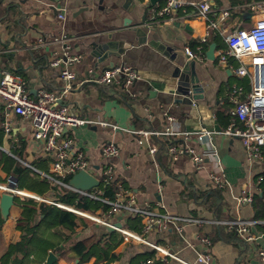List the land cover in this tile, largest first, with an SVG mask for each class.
Returning <instances> with one entry per match:
<instances>
[{
    "label": "crops",
    "instance_id": "crops-1",
    "mask_svg": "<svg viewBox=\"0 0 264 264\" xmlns=\"http://www.w3.org/2000/svg\"><path fill=\"white\" fill-rule=\"evenodd\" d=\"M193 1L209 2L211 11L206 18L198 16L197 10L187 5L172 17L154 22L151 10L158 4L163 5L162 0L154 4L152 0H2L12 16L8 13L0 17V75L7 71L20 76L26 90L35 96L40 88L61 95V70L69 68L76 73L77 81L60 104L69 106L81 119L106 122L109 126L85 124L66 130L63 137L74 140L77 149L91 163L93 176L100 178L102 169L111 166L114 181L133 194L137 207L201 220L200 223L181 224V231L172 226L149 236L152 242L184 261L197 259L202 249L198 238L209 235L217 222L211 212L182 196L184 179L196 190L206 191L214 187L210 175L218 172L226 183L223 196L231 218L254 222L252 231L257 239L250 242L249 252L244 253L232 244L214 243L213 263L239 264L240 259V264H264L259 256V252H264V234L256 229L252 204L238 202L244 191L253 196L258 192L256 178L264 173L263 161L249 159L237 138L214 133L209 141L200 143L193 135L187 141L189 147L196 153L214 149L216 157L206 159L197 167L188 156L173 160L165 148L163 157L168 155L171 159L170 173H167L157 159L158 151L151 154L148 143L129 132L163 133L167 128L180 133H195L203 128L223 131L232 120L233 89L241 86L245 94L251 91L250 80L238 77L231 68L220 64L217 54L226 50L220 48L222 44L228 47L226 37L229 33L253 26L255 19L249 7L253 0ZM224 12L228 14L223 16ZM212 23H217V28L213 29ZM62 36H66V41ZM203 39L206 41L202 42ZM212 44H216L213 61L207 57ZM186 47L199 58L189 59ZM72 57H79V61L69 63ZM56 60L61 61L60 65L53 67ZM189 61H195L199 98H202L193 103L176 92V69H182ZM119 65L136 70L140 78L130 85L124 84V90L120 89L123 79L109 86L95 83L105 70ZM3 108L0 101V116ZM182 140L181 137H152L151 143L159 149L165 141ZM106 143L117 145V157L101 155ZM0 147L1 183L11 177L10 161L17 159L13 148L26 147L27 163L36 158L50 159L43 143L34 138L31 122L22 117H16L11 137L6 138L0 128ZM1 196L0 193V223L3 224L0 260L11 240L20 234L17 220L21 206L20 198H15L5 217ZM120 217L123 227L130 215H118L117 222ZM140 222L142 225L141 219ZM96 228L103 229L98 225ZM153 251L145 245L123 242L117 249L120 260L110 264H143ZM69 256L74 258V252ZM156 257L159 258L158 253ZM58 264L77 262L60 259ZM86 264H94V260ZM170 264L181 263L173 259Z\"/></svg>",
    "mask_w": 264,
    "mask_h": 264
},
{
    "label": "built area",
    "instance_id": "built-area-1",
    "mask_svg": "<svg viewBox=\"0 0 264 264\" xmlns=\"http://www.w3.org/2000/svg\"><path fill=\"white\" fill-rule=\"evenodd\" d=\"M163 5L158 4L151 10V20L160 17L163 20L170 18L176 12L185 7L191 6L197 10L200 17L206 18L211 11V5L208 1L196 3L193 0H162ZM250 9L254 15V24L247 29H237L229 33L226 37L227 49L219 51L217 61L229 68L241 78H248L251 84V91L244 93L241 86L233 89L231 101L234 108L231 111L232 120L227 129L223 131H214L203 128L195 133H180L176 130L167 128L165 132L147 131V130H130L132 134L142 138L148 143L151 154L158 151V146L151 143L152 137H181L180 142L165 141L167 153L173 160H177L181 156H188L197 167L203 165L208 158H215L216 151L208 149L203 153H196L194 149L187 145V141L194 135L200 143L210 140L214 133L225 134L227 136L237 138L241 141L247 156L251 160H259L264 162V0H253L250 3ZM228 13L224 12L223 16ZM60 19H64L63 15H59ZM161 19V20H162ZM211 27L217 28V23H212ZM62 40L66 41V36H62ZM203 39L202 42H205ZM185 52L189 59H198L199 56L190 48L186 47ZM79 57H72L69 63H76ZM60 60L52 63L53 67L60 65ZM62 92L61 95L40 88L35 96H32L25 88L23 79L11 72L4 71L0 78V101L4 108L0 116V128L4 132L6 138L11 137L14 121L16 117L31 122L33 126V135L37 141L44 145V151L52 160L51 170L59 176H74L81 171H87L91 174V163L84 156L83 152L77 149L72 138H65L63 134L68 129L85 124L98 123L101 126H109L106 122H94L81 119L67 105L60 104L61 99L66 96L72 89L73 84L77 81L76 73L69 68L60 72ZM136 70L127 65L113 66L105 70L96 80L95 83L100 86H109L124 80L125 86L132 84L139 79ZM170 121L173 118L169 117ZM114 128H117L114 126ZM164 143V141H163ZM1 149V147H0ZM101 155L105 158L117 157L119 149L114 143H106L101 148ZM101 177H96L101 181L114 180L113 169L111 166L105 167L101 171ZM211 181L215 187L225 188L226 183L222 176L218 173H212ZM95 177V176H94ZM56 183L75 191L83 196L88 197L93 202H102L111 208L104 215L101 214L100 208L95 212L79 209L76 207H68L60 203H56L51 199L40 197L30 191L19 188L18 183L13 178H8L4 183L0 182V193L12 195L14 198L33 199L40 202H46L66 209L86 223L92 222L95 225L105 228L114 227L117 222V216L128 213L134 219L143 221L141 227L142 232L136 233L132 230L121 228L120 231L124 235V243L142 244L154 250L159 255L161 264H170L171 260H177L181 264H214L212 254V243L208 235H202L198 238L201 244V251L194 262L184 261L175 253L157 245L149 239L153 233L168 230L175 227L181 231V224L200 223L197 218H182L168 213H160L153 208H139L135 205V198L132 193L125 190L120 183H116L118 190L114 193V199L101 198L100 191H81L73 188L70 184H63L59 181ZM240 205L252 204L253 195L244 191L238 197ZM216 223L225 225L229 228L236 227L238 234L248 242L255 241L257 236L252 231L254 222L241 219L229 221H217ZM259 256L264 260V252H259ZM145 263H155L150 258Z\"/></svg>",
    "mask_w": 264,
    "mask_h": 264
},
{
    "label": "trees",
    "instance_id": "trees-1",
    "mask_svg": "<svg viewBox=\"0 0 264 264\" xmlns=\"http://www.w3.org/2000/svg\"><path fill=\"white\" fill-rule=\"evenodd\" d=\"M8 13L12 16V11L7 10L0 0V17ZM161 19L155 17L153 21H161ZM220 48L227 49V46L222 44ZM123 86L124 82L120 84V89ZM115 89L117 90V87ZM165 145H160L157 159L163 163L166 172L170 173L168 167H170L171 159L168 155L163 157L166 151ZM25 150L26 147L13 148L12 152L17 159H11L9 165V174L16 179L20 189L68 207L92 212L100 208L102 215L110 210L109 205L102 202H95L93 205L88 197L56 183L59 181L70 184L73 176H59L50 171L51 159L36 158L33 162L27 163ZM256 180L259 181L257 183L259 190L253 196L252 208L254 221L257 223L256 229L264 234V173ZM116 183L117 180L101 181L100 186L92 191H100L101 198L113 200L114 193L118 190ZM184 183L185 191L182 196L189 202H194L211 212L216 221L233 220L226 209L223 188L214 186L206 191H198L187 179H184ZM20 202V216L17 220V230L20 234L9 243L7 251L0 260L1 264H45L50 253L57 257L54 264H58L60 259L76 261L77 264H86L91 260H94V264H110L120 260L121 255L117 254V249L124 242V235L120 231L111 232L102 226V230L98 229L97 225H90L74 213L53 204L33 199H20ZM2 226L3 224L0 223V235ZM123 228L138 234L142 232L140 219L131 217L125 219ZM208 237L212 245L222 241L238 247L241 253L249 252L251 248L250 242L238 234L236 227L229 228L215 223ZM71 252H74V258L69 256ZM150 254L155 263L145 264H161L155 251ZM238 263H241L240 259Z\"/></svg>",
    "mask_w": 264,
    "mask_h": 264
},
{
    "label": "water",
    "instance_id": "water-1",
    "mask_svg": "<svg viewBox=\"0 0 264 264\" xmlns=\"http://www.w3.org/2000/svg\"><path fill=\"white\" fill-rule=\"evenodd\" d=\"M156 1L152 0V3L154 4ZM215 50L216 44H212L207 52L209 60H215ZM175 74L177 79L176 92L178 94L188 97L192 103L202 99L201 97L199 98L200 85L195 72V61H189L182 69H176ZM11 178L15 179L14 177ZM70 185L77 190L90 191L99 187L100 181L89 172L81 171L72 177ZM14 200L15 198L9 194H3L1 196V209L5 217L9 215ZM118 220L114 227L108 228V231L112 232L122 228L121 217ZM56 261L57 257L53 253H50L45 264H54Z\"/></svg>",
    "mask_w": 264,
    "mask_h": 264
},
{
    "label": "rangeland",
    "instance_id": "rangeland-1",
    "mask_svg": "<svg viewBox=\"0 0 264 264\" xmlns=\"http://www.w3.org/2000/svg\"><path fill=\"white\" fill-rule=\"evenodd\" d=\"M89 224H90V225H93V223H92V222H90V221H89ZM130 245H142V244H135V243H130Z\"/></svg>",
    "mask_w": 264,
    "mask_h": 264
}]
</instances>
